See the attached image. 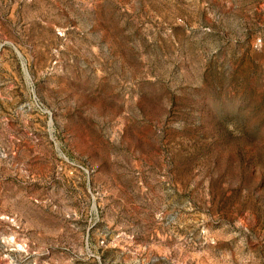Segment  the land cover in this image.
<instances>
[{
	"label": "rangeland",
	"instance_id": "rangeland-1",
	"mask_svg": "<svg viewBox=\"0 0 264 264\" xmlns=\"http://www.w3.org/2000/svg\"><path fill=\"white\" fill-rule=\"evenodd\" d=\"M0 264H264V0H0Z\"/></svg>",
	"mask_w": 264,
	"mask_h": 264
}]
</instances>
